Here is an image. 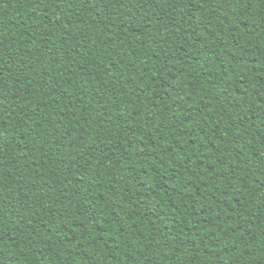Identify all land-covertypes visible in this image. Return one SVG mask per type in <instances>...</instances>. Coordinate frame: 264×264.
Returning a JSON list of instances; mask_svg holds the SVG:
<instances>
[{"label":"trees","instance_id":"obj_1","mask_svg":"<svg viewBox=\"0 0 264 264\" xmlns=\"http://www.w3.org/2000/svg\"><path fill=\"white\" fill-rule=\"evenodd\" d=\"M0 264H264V0H0Z\"/></svg>","mask_w":264,"mask_h":264}]
</instances>
